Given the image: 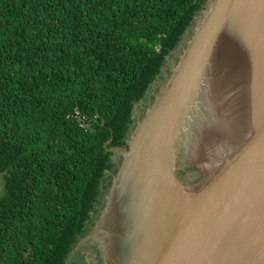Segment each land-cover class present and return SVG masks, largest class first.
<instances>
[{"label":"trees","instance_id":"16d2710c","mask_svg":"<svg viewBox=\"0 0 264 264\" xmlns=\"http://www.w3.org/2000/svg\"><path fill=\"white\" fill-rule=\"evenodd\" d=\"M206 1L0 0V264L68 263Z\"/></svg>","mask_w":264,"mask_h":264},{"label":"water","instance_id":"95a60500","mask_svg":"<svg viewBox=\"0 0 264 264\" xmlns=\"http://www.w3.org/2000/svg\"><path fill=\"white\" fill-rule=\"evenodd\" d=\"M224 36L219 74L236 82L232 97L248 76L252 128L211 176L187 185L176 154L208 122L201 91ZM178 47L143 117L135 106L126 148L110 149L122 161L83 240L101 264H264V0H207ZM129 181L134 193L119 200Z\"/></svg>","mask_w":264,"mask_h":264},{"label":"bare ground","instance_id":"6f19581e","mask_svg":"<svg viewBox=\"0 0 264 264\" xmlns=\"http://www.w3.org/2000/svg\"><path fill=\"white\" fill-rule=\"evenodd\" d=\"M225 44L224 36L212 58L205 77L206 82L201 91V99L206 108L205 114L208 116L206 120L208 122L203 124L199 132H196L197 129H195L194 139L191 140L192 146H188L186 140L184 141L187 149L192 148L193 151L190 160L196 161L202 167L205 177H209L215 172L225 160L226 155L231 153L249 135L252 128V100L246 89L249 84L248 76L241 80V91L232 97L230 92L236 82L220 77L219 74L227 62L223 57ZM229 88H231L230 91ZM206 126L208 127L204 130ZM133 190L131 181L124 183L121 187L119 200H123L125 195H132Z\"/></svg>","mask_w":264,"mask_h":264},{"label":"rangeland","instance_id":"374dc122","mask_svg":"<svg viewBox=\"0 0 264 264\" xmlns=\"http://www.w3.org/2000/svg\"><path fill=\"white\" fill-rule=\"evenodd\" d=\"M175 52L180 53L181 47H178ZM175 52H173L169 57H167L165 66L162 69L161 77L156 81L154 84V89H159L160 85L165 82L166 78L170 75L172 64L177 61V57L175 55ZM151 89L148 92L147 98L143 105H138L140 112L142 111V107L145 105L147 106L149 104L148 98H151L153 96V90ZM146 111V110H145ZM145 114V113H144ZM201 115V114H199ZM134 124L132 126V129L135 128L136 122H137V114L134 112ZM196 122H201L203 120V117H199L196 119ZM131 129V130H132ZM190 130V128H189ZM192 133V132H191ZM195 133V131H194ZM130 134V133H129ZM192 149H188V153L186 152L184 154V150L179 149V151L176 154V166L179 168L178 175L183 179L184 183L187 185H196L201 184L205 179V173L202 169V167L193 160V162L190 160L189 157L190 153L192 154ZM119 158V157H118ZM118 158H114L116 161ZM3 186H4V180H3V174H0V195L3 193ZM93 227V226H91ZM91 230V229H90ZM88 235V233L83 236L80 239V244L75 249V252L73 251L72 254L69 257L67 264H101L100 258L97 259L95 255L94 246L90 244V242L87 243V241H84L85 237ZM84 239V240H83ZM84 241V242H83ZM90 251V252H88ZM91 253L90 259H88V254Z\"/></svg>","mask_w":264,"mask_h":264},{"label":"flooded vegetation","instance_id":"af4514ba","mask_svg":"<svg viewBox=\"0 0 264 264\" xmlns=\"http://www.w3.org/2000/svg\"><path fill=\"white\" fill-rule=\"evenodd\" d=\"M152 98V97H151ZM151 98H148V101H150L151 100ZM148 106V105H147ZM97 219V218H96ZM96 219L94 220V222L96 221ZM94 225V224H93ZM92 227H90V229H91ZM78 244H79V242L77 243V245H76V247H75V249L77 248V246H78ZM75 249H74V252H75ZM93 250H95V255H96V258L97 259H99V254H98V252L96 251V249L94 248ZM88 252H90V251H88ZM90 257H91V253H89L88 254V259H90Z\"/></svg>","mask_w":264,"mask_h":264}]
</instances>
